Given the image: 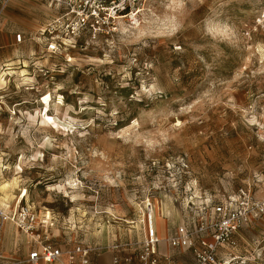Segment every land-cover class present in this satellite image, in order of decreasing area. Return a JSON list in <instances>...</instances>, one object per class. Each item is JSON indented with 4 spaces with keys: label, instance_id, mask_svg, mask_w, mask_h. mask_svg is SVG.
Wrapping results in <instances>:
<instances>
[{
    "label": "rangeland",
    "instance_id": "obj_1",
    "mask_svg": "<svg viewBox=\"0 0 264 264\" xmlns=\"http://www.w3.org/2000/svg\"><path fill=\"white\" fill-rule=\"evenodd\" d=\"M59 14L0 0V202L112 264V245L143 238L149 199L169 208L166 237L245 191L231 264H264V0H156L115 37L54 54L42 31ZM47 93L68 126L42 119Z\"/></svg>",
    "mask_w": 264,
    "mask_h": 264
},
{
    "label": "built area",
    "instance_id": "obj_2",
    "mask_svg": "<svg viewBox=\"0 0 264 264\" xmlns=\"http://www.w3.org/2000/svg\"><path fill=\"white\" fill-rule=\"evenodd\" d=\"M45 1V0H36ZM55 3L60 14L42 31L48 52L57 53L81 39L113 38L125 25L134 26L142 11L156 0H46ZM24 36L16 35L18 43ZM229 197L202 209L191 222H182L166 237H159L156 224L146 207L143 238L111 246L112 264H231L228 247L237 242L236 233L252 221L254 206L249 195ZM13 223L22 234L27 248L23 256L6 253L4 228ZM48 221L39 220L34 209L21 205L11 209L0 202V264H95L96 248L66 247L48 231ZM163 246L165 251H163ZM179 252L191 262L175 255Z\"/></svg>",
    "mask_w": 264,
    "mask_h": 264
},
{
    "label": "bare ground",
    "instance_id": "obj_3",
    "mask_svg": "<svg viewBox=\"0 0 264 264\" xmlns=\"http://www.w3.org/2000/svg\"><path fill=\"white\" fill-rule=\"evenodd\" d=\"M4 80V79H3ZM51 94L47 93L44 95V97L41 99L42 104H44V113H43V120L44 122L52 123L56 126H68L66 123L61 122L60 119L56 118L54 115H52L49 112L50 107V101H51ZM43 112V111H42ZM27 190L24 193V196L27 194ZM149 207L152 209L149 213L150 218L153 219V221L156 224V228L158 231L159 237H163L167 233V219L166 215L169 213V208L161 201L160 199H149L146 207ZM145 217H148V214L145 213ZM163 228V229H162Z\"/></svg>",
    "mask_w": 264,
    "mask_h": 264
},
{
    "label": "crops",
    "instance_id": "obj_4",
    "mask_svg": "<svg viewBox=\"0 0 264 264\" xmlns=\"http://www.w3.org/2000/svg\"><path fill=\"white\" fill-rule=\"evenodd\" d=\"M33 1H36V0H33ZM25 38L26 37L24 36L22 42L25 41ZM17 43L18 42L16 41V37H14V39H12V45H15V44L17 45ZM4 231H5V228H4ZM24 243H25V240H24L22 235L21 236L20 235H12L10 241H7L6 235L4 233V247H5L6 253H10V255L16 256L17 252H14V251L18 250L19 251L18 256H23L27 250V248L24 246ZM191 259H192V257H191Z\"/></svg>",
    "mask_w": 264,
    "mask_h": 264
}]
</instances>
